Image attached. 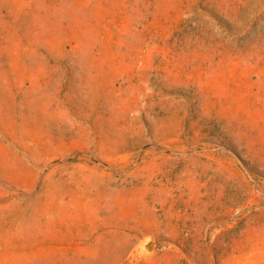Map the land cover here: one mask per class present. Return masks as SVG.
Returning a JSON list of instances; mask_svg holds the SVG:
<instances>
[{"label": "rangeland", "instance_id": "obj_1", "mask_svg": "<svg viewBox=\"0 0 264 264\" xmlns=\"http://www.w3.org/2000/svg\"><path fill=\"white\" fill-rule=\"evenodd\" d=\"M0 264H264V0H0Z\"/></svg>", "mask_w": 264, "mask_h": 264}]
</instances>
